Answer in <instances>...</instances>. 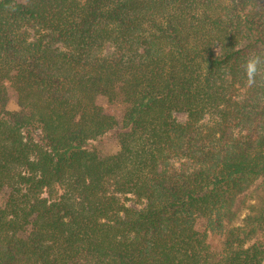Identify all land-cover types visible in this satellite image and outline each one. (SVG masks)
Instances as JSON below:
<instances>
[{
    "label": "trees",
    "instance_id": "1",
    "mask_svg": "<svg viewBox=\"0 0 264 264\" xmlns=\"http://www.w3.org/2000/svg\"><path fill=\"white\" fill-rule=\"evenodd\" d=\"M254 53L264 0H0V264H264Z\"/></svg>",
    "mask_w": 264,
    "mask_h": 264
},
{
    "label": "rangeland",
    "instance_id": "2",
    "mask_svg": "<svg viewBox=\"0 0 264 264\" xmlns=\"http://www.w3.org/2000/svg\"><path fill=\"white\" fill-rule=\"evenodd\" d=\"M9 105L8 109L13 112H17L19 110V106L17 103V97L13 90H9ZM176 119L183 123L186 121L187 116L185 113L177 112L175 113ZM94 148H98L102 153L109 154V153H116L119 150V145L117 143L116 137L107 136L103 137L97 142L93 143ZM249 198L247 200V204L241 208V212L237 218L235 225H243L244 219L249 214L250 207L256 205L257 207L261 208L264 200V181H259L249 191ZM217 243V240H213ZM259 241L264 244V231L259 233L253 240V242Z\"/></svg>",
    "mask_w": 264,
    "mask_h": 264
},
{
    "label": "clouds",
    "instance_id": "3",
    "mask_svg": "<svg viewBox=\"0 0 264 264\" xmlns=\"http://www.w3.org/2000/svg\"><path fill=\"white\" fill-rule=\"evenodd\" d=\"M253 7V5H249ZM240 68L243 73L245 85L252 88L258 80L264 81V53H254L242 58Z\"/></svg>",
    "mask_w": 264,
    "mask_h": 264
}]
</instances>
